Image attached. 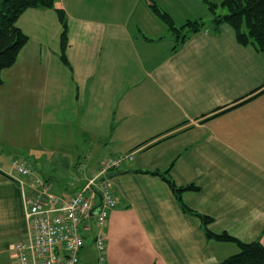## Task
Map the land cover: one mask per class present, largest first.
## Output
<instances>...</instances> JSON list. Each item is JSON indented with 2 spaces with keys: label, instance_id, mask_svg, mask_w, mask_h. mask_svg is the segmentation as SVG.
<instances>
[{
  "label": "crops",
  "instance_id": "0c3cea01",
  "mask_svg": "<svg viewBox=\"0 0 264 264\" xmlns=\"http://www.w3.org/2000/svg\"><path fill=\"white\" fill-rule=\"evenodd\" d=\"M59 4L68 22L67 63L60 61L57 37L35 46L29 38L2 72L0 129L4 122L20 126L23 118L28 136L34 104L38 126H48L57 107L52 123L65 129L71 122L73 133L59 134L64 150H49L34 166L18 153L27 145L23 140H0V264H14L12 249L28 231L12 169L17 157L53 183L56 194L70 196L103 158L134 153L108 180L116 207L104 228L107 264H222L238 252L206 230L264 245V55L240 45L228 24L212 29L213 15L202 0ZM152 4L177 26L207 25L174 51V37ZM25 13L17 23L23 31ZM55 59L59 76L50 70ZM167 170L176 186L198 187L184 191L182 202L211 223L184 212L166 181L145 173ZM23 180L31 193L32 182ZM95 223L92 217L82 264L97 262Z\"/></svg>",
  "mask_w": 264,
  "mask_h": 264
},
{
  "label": "built area",
  "instance_id": "2783aa9c",
  "mask_svg": "<svg viewBox=\"0 0 264 264\" xmlns=\"http://www.w3.org/2000/svg\"><path fill=\"white\" fill-rule=\"evenodd\" d=\"M133 159L134 153L103 158L93 176L78 192L60 196L54 192L53 183L36 175L24 159L15 158L12 169L18 175L17 181L22 190L28 231L12 249L14 264H82L80 254L85 247V233L92 229V217H95L98 229L95 236L98 251L96 264H107L104 228L116 207V199L106 175ZM86 166L82 163L80 168ZM23 179L32 182L31 193L26 191ZM100 197L101 206L92 216L91 211Z\"/></svg>",
  "mask_w": 264,
  "mask_h": 264
},
{
  "label": "trees",
  "instance_id": "16d2710c",
  "mask_svg": "<svg viewBox=\"0 0 264 264\" xmlns=\"http://www.w3.org/2000/svg\"><path fill=\"white\" fill-rule=\"evenodd\" d=\"M58 0H0V85L3 84L2 72L12 67L22 48L28 43L29 36L17 25L19 18L29 9H54ZM213 15V24H228L235 33L237 42L242 46H252L264 55V0H223L216 4L212 0H202ZM152 10L167 25L174 37V51L193 34L199 32L207 25L201 20L188 21L182 26H177L173 18L165 11L152 4ZM59 21L62 25L61 55L64 63H67L66 48L68 44V22L63 9H56ZM248 101V100H247ZM243 103V102H242ZM157 175L166 181L176 195L182 210L186 213L199 217L205 225L212 219L190 210L182 202L184 191L197 190L198 187L191 185L183 188L178 187L171 179L169 170L164 173L159 171L145 172ZM208 238L225 243H233L238 252L222 264H264V245L260 241L243 242L223 232L214 234L206 230Z\"/></svg>",
  "mask_w": 264,
  "mask_h": 264
},
{
  "label": "rangeland",
  "instance_id": "374dc122",
  "mask_svg": "<svg viewBox=\"0 0 264 264\" xmlns=\"http://www.w3.org/2000/svg\"><path fill=\"white\" fill-rule=\"evenodd\" d=\"M68 3H71V0H66ZM221 2V0H218ZM63 7L60 6L59 0L55 3L54 9H29L25 13V15L22 18V24L24 26L25 33L31 38V45H36L37 40L41 38H47L51 39L52 37H57L60 42V53L59 58L60 61L62 60L61 55V34H62V25L59 21L58 13L56 12V9H62ZM40 10V12H38ZM32 13V14H27ZM180 26V25H179ZM59 28V34L57 35L56 29ZM55 61L51 64L50 70L52 75L57 74L59 76L60 69L58 70V67L60 65H55ZM33 114L30 120V125H27L28 127V136L25 134V123L23 118H20L22 122H18L17 124H20V126L14 127L12 125H5L6 122L3 123L1 129H0V140L4 138H12L15 140H23L25 142V149L19 148L18 153L22 154V157H24L26 160L31 161L32 166H34V162H37V159L39 161L45 162L47 155H50L48 153L49 150H64V147H61L58 145L57 141L59 139V134L61 137H65L68 135V137H72V125L71 122L67 123L65 125V129L59 127V123H52L54 122L53 119V113L57 115V107L54 108L53 111H50L48 115V126L40 127L37 125V121L40 120V118L37 115V109L34 106ZM51 110V108H50ZM27 111V110H24ZM71 115V113L69 112ZM8 119V116H6ZM5 118V117H4ZM59 125V126H58ZM24 129H22V128ZM16 128V129H15ZM24 130V131H23ZM45 130V133H44ZM61 132V133H60ZM63 139V138H62ZM21 144V143H20ZM27 146V147H26ZM5 147H0V149ZM28 148V149H27ZM27 149V150H26ZM62 153V152H61ZM62 159V158H60ZM38 163V162H37ZM40 169V167H38ZM43 178V177H41ZM44 179V178H43Z\"/></svg>",
  "mask_w": 264,
  "mask_h": 264
},
{
  "label": "water",
  "instance_id": "95a60500",
  "mask_svg": "<svg viewBox=\"0 0 264 264\" xmlns=\"http://www.w3.org/2000/svg\"><path fill=\"white\" fill-rule=\"evenodd\" d=\"M216 28H217L216 26H213V27H212V29H216ZM118 174H119L118 171L110 172V173H108V174L106 175V179L109 180V179H111V178L117 176ZM101 201H102V199H101V197H100V204L97 205L96 207H94V208L92 209V211H91V215H92V216H95V212H96V210L101 206Z\"/></svg>",
  "mask_w": 264,
  "mask_h": 264
}]
</instances>
